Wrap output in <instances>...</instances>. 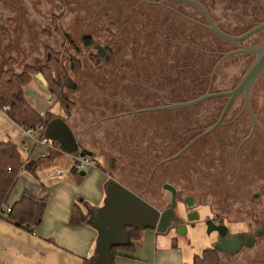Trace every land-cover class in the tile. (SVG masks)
<instances>
[{
	"label": "rangeland",
	"instance_id": "rangeland-1",
	"mask_svg": "<svg viewBox=\"0 0 264 264\" xmlns=\"http://www.w3.org/2000/svg\"><path fill=\"white\" fill-rule=\"evenodd\" d=\"M135 1L138 0H0V66L6 62L17 71L27 64L41 68L52 54H59L77 87H62V96H53L46 81L51 94L52 105H48L51 117H63L74 127L85 147L95 152L92 157L96 168L101 170L103 166L110 178L118 177L163 209L170 199L154 200L148 191L152 156L160 159L174 156L213 124L217 115L206 110L211 101L181 109L140 110L191 100L208 92L209 89L200 86V76L211 70L215 59L203 54L222 49L227 43L207 39L206 34L197 31L188 32L190 46L168 45L157 35L156 23L160 18L153 13L158 8L137 5ZM206 1L214 6V0ZM233 2L240 4L243 0ZM229 12L226 8L221 15L237 20L247 15L246 10L239 8ZM87 38L92 39V45L85 43ZM96 45L108 50L106 58L99 55ZM243 60V56L230 59L228 64L233 71L225 78V85L238 80L248 66ZM27 86L26 98L33 97L35 94L27 93L30 90ZM219 90L228 89L210 91ZM251 97L258 113L264 115V73ZM38 102L40 97L35 104ZM201 112L204 116H199ZM236 128L226 124L168 163L173 181L177 184L183 181L188 192L202 199V204L195 208L199 213L197 220L187 227L186 237L191 243L188 263L193 261L194 253L201 254L205 248L213 247L217 233L211 229L212 216L224 222L232 234H245L255 223L264 225L261 201L264 186L258 184L260 176H264V165L252 164L245 175L244 170L235 172L232 164H228L234 149L231 137L236 133L237 142L250 131L251 122L243 121L241 133L237 132L241 127ZM153 136L157 137L155 150ZM257 143L253 149L254 162L264 156V141ZM252 144L253 140L249 142ZM111 162L115 165L111 166ZM74 168L57 156L43 170L54 174L59 170L64 179L83 176L74 173ZM236 175L239 179L233 183ZM254 176L257 184H247L246 177H252L253 184ZM53 179L59 180L57 176ZM254 192L262 193L261 200H255ZM221 264H245V254L232 257L222 254Z\"/></svg>",
	"mask_w": 264,
	"mask_h": 264
},
{
	"label": "crops",
	"instance_id": "crops-1",
	"mask_svg": "<svg viewBox=\"0 0 264 264\" xmlns=\"http://www.w3.org/2000/svg\"><path fill=\"white\" fill-rule=\"evenodd\" d=\"M26 89L35 94L33 97L27 96L29 103L44 115L52 105L45 78L37 74ZM39 97L41 102L35 104ZM6 141H13L19 146L25 164L7 206L18 202L26 190L39 197L46 196L47 206L41 224L33 231L0 217V264H85L95 253L98 231L90 223L71 226L70 221L76 204L85 213H89L90 206L104 205L108 172L103 166L99 170L93 165L84 174L78 168L74 173L83 176H72L71 179H64L59 170L55 174L46 173L43 167L57 156L72 164V167H79V153H65L53 141L49 145L32 144L26 129L0 108V142ZM31 144L30 151H26L25 148ZM40 170L44 175H40ZM54 176L59 180L53 179ZM186 235L176 229L167 232L144 229L140 238L134 240L135 250L118 251L114 264L188 263L191 243Z\"/></svg>",
	"mask_w": 264,
	"mask_h": 264
},
{
	"label": "flooded vegetation",
	"instance_id": "flooded-vegetation-1",
	"mask_svg": "<svg viewBox=\"0 0 264 264\" xmlns=\"http://www.w3.org/2000/svg\"><path fill=\"white\" fill-rule=\"evenodd\" d=\"M200 1L203 4H205V6L210 11V14L212 16V19L215 25H217L218 28H220L222 31H224L225 33L231 36H241L247 33L248 31L252 30L253 28L257 27L258 25H261L264 23V5L262 4L260 0H243V2H241L240 4H237V3L235 4L233 0H230V1L229 0H214V6H211L206 0H200ZM135 2L137 3V5L138 3L149 4L152 6V8L153 7L158 8V10L154 11L153 13L156 16L158 15L157 18L158 17L160 18V19L158 18L160 22L156 23V28H157L156 31L158 33L157 35L159 36L158 38L161 41L165 40L168 45L171 44L175 46L177 43H179L178 44L179 46L187 45L188 44L187 42L192 41L191 38L187 36L188 32L204 33L208 36L206 37L207 39H211V40L216 39V40H221L223 43H227V46L222 49L207 50L206 54L205 53L203 54L204 56L213 57L215 59L214 66L211 68V70L205 72L204 74H201L202 76H200V80H201L200 86L205 87L206 89H209L208 92H217V91H210L211 89L231 90L235 88L240 82V80L242 79L243 75L245 74L249 66L252 64V62L257 56L256 52H252V51H241V52L227 55L228 53L241 49V47H244V46H257L264 42V29L258 30L254 32L253 34L249 35L248 37H246L245 39L238 40L237 42H232V41H229L221 37L220 35H218L211 29V24L204 10L200 8L199 6H197L196 4H193L191 2L178 1V0H138ZM226 8L228 12L229 10L230 11L233 10V13L237 10V8H239L240 11L246 10L247 15L245 16V18L241 16L242 18H239V20H237L236 18H231L230 16H222L221 12L225 13ZM161 19H164V20H161ZM165 30L167 33L165 32ZM202 35L203 34H201V36ZM97 46L99 45H96V48ZM187 46H190V45H187ZM178 51L179 53H183V50L181 51L178 50ZM107 54H108V50L105 48V55L104 56H101L100 54L99 55L103 58L104 57L106 58ZM236 56H243L244 60L242 61V63L245 65L248 63V66L244 68L242 74H240L236 82H234L232 85L227 86L225 85V78H228V74H230L233 71L232 65L228 63L231 58H234ZM222 68H223V71L221 72ZM262 74L254 82L251 88V91H250V103H251V107L253 109L257 122L254 121L251 113L248 111V108L245 105L244 96L241 93L240 95L236 96L231 101L230 106L220 126L216 129L218 130L219 128L227 124V127L228 126L230 127L237 126V128L241 127V129L237 130V132L241 133V131H243V121H246V119L250 120L251 122L250 131L242 135L243 138L242 137L239 138L237 142H235L236 137L234 135L236 133H234V135L231 137L232 140H230L231 146L234 147V149L231 152V157H230L228 164L230 165L232 164L231 166L234 168L235 172L239 173L240 169H242V172L244 170L245 175H246V170H248V168H251L252 164L264 165V156L260 155L259 159L256 162H254L252 159L253 154L255 152L253 149L257 148V145H258L257 142L259 141L262 142V140L264 141V123H263L264 115H261L260 113H258V111L256 110L257 107L256 105H254L253 98L251 97L253 88H255V85L260 80ZM219 91H224V90H219ZM207 101H211V105H208L206 110L209 111L212 115L214 114L217 115L216 121L213 123L215 124L220 118L226 105L228 104L229 97L228 96L214 97V98L207 99L204 102H207ZM177 102H182V101H177ZM177 102L163 103V104H158L157 106H162V105L172 104V103H177ZM202 103H198V104H202ZM201 115L204 116V113L202 112L199 113V116ZM70 126L74 130V127L71 124ZM208 128H206L205 130H207ZM236 129H233L232 132H236ZM205 130H203L202 132H204ZM76 136H77V139L79 140V144L81 148L89 150L87 147H85L83 138H81L79 133H77ZM258 136H259V140H257ZM153 138H154L153 148L155 150V146H156L155 139H157V137L153 136ZM193 139H191L190 142ZM251 140H253V144L249 145V142ZM184 147L181 150H183ZM106 148L108 149V147ZM107 149L104 150L103 153L106 154ZM180 151L174 156L163 157L162 159H160V157L158 156H152L153 160L152 161L149 160L152 162V164H151L150 175L148 177V191H149V194L153 196L154 200H164L166 198L170 199V201L167 203V205L163 209L160 208V205H158L157 203L154 204L150 200H148L144 196V193L138 192L134 189L132 190L137 193H141L145 199H147L149 202L154 204L160 211H164L170 208L173 202V192L171 189L166 188L165 186H169V185L173 186L176 190V207H175V215L173 217V221L171 223V226L169 227V230L176 229L178 231V229H180L184 233H187L188 231L187 227L189 225H193L190 223H193L197 220L196 218L198 217L199 213L197 212L195 208H197L199 205L202 204V199L197 198L195 195H192L190 192H188L185 189V186H183L184 184L183 181H182V184L181 183L177 184L172 179L173 178L172 168H171V165L168 163L172 159L177 158L183 153V152L180 153ZM92 152L94 155L95 152L94 151ZM155 159H157V161H155ZM110 165L113 166L115 164L111 162ZM248 174L250 175L251 173H249L248 171ZM238 176L239 175H236L233 178V183L237 182V180L239 179ZM111 179H116L122 183V181H120L118 177L112 176L111 178L109 177L107 179L106 184ZM246 179H247V184H250V185L257 184L256 183L257 181H255V176L253 179L255 182L253 184H252V177L251 178L246 177ZM258 184L261 186V188H263L264 176L263 177L260 176V180L258 181ZM160 186H162L161 187L163 189L162 192L159 190ZM253 197L255 198V200H261L262 193L260 194V193L254 192ZM261 201L262 203H264V199ZM210 222L212 224L211 229L216 231L217 233L215 239L213 240V242L215 243L220 238L219 232L216 230V226L226 225V224L224 222H221V220H219L217 217H213V216ZM227 235L229 236L241 235L243 236L245 243L238 252L228 254L226 252L221 251L222 254L229 255L232 257L235 254L243 252L245 254V264H264V256H263L264 240H262V237L264 236V225L263 224L258 226L255 223L254 228L252 230L250 229L249 231L245 232V234H232L230 233L229 227L227 226Z\"/></svg>",
	"mask_w": 264,
	"mask_h": 264
},
{
	"label": "water",
	"instance_id": "water-1",
	"mask_svg": "<svg viewBox=\"0 0 264 264\" xmlns=\"http://www.w3.org/2000/svg\"><path fill=\"white\" fill-rule=\"evenodd\" d=\"M178 1L191 2L202 8L208 17L211 29L221 37L232 42L245 39L254 32L264 29L263 23L241 36H231L215 25L210 11L200 0ZM260 1L264 5V0ZM97 48L99 49V54L104 56L105 48L101 45L97 46ZM241 51L256 52L257 56L235 88L231 90L207 92L191 100L140 110L156 111L188 108L198 103H202L210 98L220 96L229 97V102L218 121L189 142L184 149L180 151V153L187 150L197 140L216 130L220 126L231 101L241 93L244 96L245 105L247 106L248 111L251 113L254 121L257 122L250 103V91L254 82L264 71V42L257 46L241 47V49L232 51L227 55ZM38 75L41 76L42 74L38 73ZM28 92L33 96L31 90H28L27 93ZM45 137L58 143L60 149L65 153H79L81 157L93 155L92 151L81 148L74 130L63 117L56 116L48 122L45 129ZM78 168L79 167H76L75 171H77ZM81 173L84 174L85 170H82ZM165 187L172 190L173 202L170 208L160 211L154 204L145 199L141 193L133 191L116 179L109 180L105 187L106 196L104 199V205L102 207L90 206L88 208L90 214L89 222L98 231V241L94 255L89 258L86 264H114L113 248L121 247L127 244L129 240L127 227L137 229H156L159 232H167L175 215L176 190L171 185ZM216 230L219 232L220 238L213 244V247L217 248L219 251L232 254L234 252H238L245 243V240L241 235H227L226 225H218L216 226ZM178 231L181 230L178 229Z\"/></svg>",
	"mask_w": 264,
	"mask_h": 264
},
{
	"label": "trees",
	"instance_id": "trees-1",
	"mask_svg": "<svg viewBox=\"0 0 264 264\" xmlns=\"http://www.w3.org/2000/svg\"><path fill=\"white\" fill-rule=\"evenodd\" d=\"M87 45H92V39L85 40ZM49 57L48 63L41 68L27 64L21 70H15L3 62L0 66V108L7 107V115L18 125L27 127H36L44 124L47 127L48 122L52 119L50 110L42 115L27 100L25 87L32 81L34 74L42 72L43 77L49 85L53 96H62V87H77L73 84L71 77L63 64L59 54ZM209 91V90H208ZM25 164L22 160L19 146L13 141L0 142V217L10 222L18 223L28 230H34L38 227L44 216L47 206V197H39L29 190L24 191L21 199L7 206L8 199L18 181ZM5 207H11L7 212ZM90 214L85 213L79 204L74 207L71 217V226H79L89 222ZM129 240L126 245L113 248L114 257L118 251H134V240L140 238L141 231L127 227ZM89 259L85 261V264ZM222 253L217 248H205L201 254H196L191 263L184 264H221Z\"/></svg>",
	"mask_w": 264,
	"mask_h": 264
},
{
	"label": "built area",
	"instance_id": "built-area-1",
	"mask_svg": "<svg viewBox=\"0 0 264 264\" xmlns=\"http://www.w3.org/2000/svg\"><path fill=\"white\" fill-rule=\"evenodd\" d=\"M3 110L6 112L7 111V107H4ZM27 131V134L29 137L32 138V144H37V143H42L45 145H49L51 143V140H49L48 138L45 137V129L46 126L44 124H39L36 127H27L25 128ZM31 145H28L25 149L26 151H30L31 149ZM79 168L81 170H87L88 168H90L91 166H93L94 164V160L91 156H84L81 157L79 156ZM58 175L61 176L60 172H57ZM11 207H7L6 211L10 212Z\"/></svg>",
	"mask_w": 264,
	"mask_h": 264
}]
</instances>
